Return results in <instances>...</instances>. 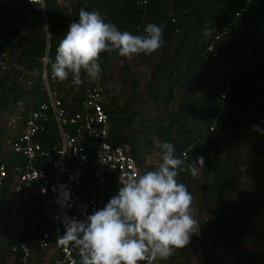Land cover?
<instances>
[{
    "label": "trees",
    "instance_id": "1",
    "mask_svg": "<svg viewBox=\"0 0 264 264\" xmlns=\"http://www.w3.org/2000/svg\"><path fill=\"white\" fill-rule=\"evenodd\" d=\"M144 1L46 0L44 15L29 0H0L9 53L0 76V165L8 169L0 188V264H44L60 253V232L47 248L39 244L40 233L50 229L57 213L52 199L21 203L13 191L14 168L26 164L13 147L29 115L47 100L41 81L48 45L45 18L50 59H55L81 8L99 12L105 22L133 35H144L149 23L164 30L163 47L151 55L100 56L98 83L109 116V142L125 148L141 174L161 162L156 141L173 143L185 163L199 155L206 159L197 178L187 171H178L176 178L193 196L199 232L161 264H264V134L253 128L264 130V0ZM244 7L248 10L238 15ZM224 29L228 32L216 45L219 57L213 59L207 47ZM82 81L75 98L71 92L63 95L66 106L77 108L83 100ZM38 141L51 158L36 166L48 170L60 146L56 125H48ZM82 143L93 151L95 141ZM152 155L159 158L156 163L148 161ZM85 179L94 185L93 170ZM119 187L117 177L108 183L106 204ZM12 213L21 216L22 224L9 233L16 224ZM23 247L29 250L26 262ZM75 256L79 264L78 251Z\"/></svg>",
    "mask_w": 264,
    "mask_h": 264
},
{
    "label": "clouds",
    "instance_id": "2",
    "mask_svg": "<svg viewBox=\"0 0 264 264\" xmlns=\"http://www.w3.org/2000/svg\"><path fill=\"white\" fill-rule=\"evenodd\" d=\"M31 2L42 6L40 0ZM78 17L60 40L55 59L46 57L44 61L59 82L71 77L73 85H81L82 72L97 79L102 71V53L116 52L130 58L134 54L151 55L164 45V30L154 23L146 25L144 35H133L105 22L95 10L81 8ZM210 35L211 30L206 29L205 36ZM253 128L264 134L259 126ZM155 148L161 162L142 174H127L117 194L102 209L83 220L63 217L65 233L58 237V244L74 247L79 264H155L168 260L198 234L200 223L193 214V196L176 178L178 171L197 178L205 169L206 159L199 155L185 163L167 140L156 141Z\"/></svg>",
    "mask_w": 264,
    "mask_h": 264
},
{
    "label": "built area",
    "instance_id": "3",
    "mask_svg": "<svg viewBox=\"0 0 264 264\" xmlns=\"http://www.w3.org/2000/svg\"><path fill=\"white\" fill-rule=\"evenodd\" d=\"M63 0H58L61 3ZM29 3L38 7L45 15L46 0L40 4ZM147 3V0L144 1ZM248 7L240 10L238 15L245 13ZM75 22V21H74ZM0 16V76L7 69L9 53L5 50V39L1 29ZM224 29L207 47V52L213 59L219 57L216 47L222 37L227 34ZM45 36L47 51L42 59V77L47 100L33 111L25 124L23 133L14 144L16 154L26 160L24 167L14 168L17 178L13 191L17 200L27 203L37 197H50L57 208L50 229L42 231L39 236L41 248H47L52 236L65 233L64 216L83 220L94 211L105 205V195L108 183L117 177L120 185L127 174H141L136 160L122 146L112 145L109 138V116L104 109V95L97 79H92L82 72L84 80V97L79 106L69 107L64 104L63 95L71 92L75 98L81 85H73L71 77L65 82L57 81L51 66L45 64V58H50L51 30L45 18ZM54 60V59H52ZM54 123L59 131L60 146L54 153L55 162L48 170L37 168L36 163L49 159L50 153L38 141L39 135L46 131L48 125ZM84 138L95 141V147L89 152L83 145ZM93 170L94 185L85 183V178ZM8 178L6 164L0 165V188ZM37 223V221H36ZM37 225V224H36ZM37 227V226H36ZM24 262L29 257V250L23 247ZM74 247L59 245V256L46 260L44 264H78ZM142 264H147L143 261ZM155 264H161L158 260Z\"/></svg>",
    "mask_w": 264,
    "mask_h": 264
},
{
    "label": "rangeland",
    "instance_id": "4",
    "mask_svg": "<svg viewBox=\"0 0 264 264\" xmlns=\"http://www.w3.org/2000/svg\"><path fill=\"white\" fill-rule=\"evenodd\" d=\"M158 157L156 155H152L148 161H150L151 163H156L158 161ZM10 221L11 223H14L16 221V224H14V226H10L8 229V232L10 233L11 231H14V229H19L20 225L22 224L21 221V216L17 213H12L10 215Z\"/></svg>",
    "mask_w": 264,
    "mask_h": 264
}]
</instances>
